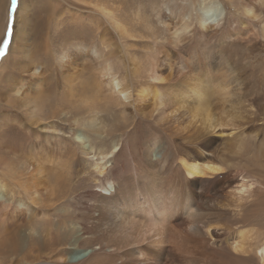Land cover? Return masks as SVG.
Wrapping results in <instances>:
<instances>
[{
	"label": "rangeland",
	"instance_id": "obj_1",
	"mask_svg": "<svg viewBox=\"0 0 264 264\" xmlns=\"http://www.w3.org/2000/svg\"><path fill=\"white\" fill-rule=\"evenodd\" d=\"M210 1L220 7L214 26L199 20V7ZM26 9L29 34L23 31L13 42L20 31L17 16ZM245 9L264 20V0H0V133L20 127L32 145L23 144L22 134L0 135V168L17 173H4L0 185L12 187L17 180L22 190L15 202L34 216L22 234L33 239H25L26 261L19 264H120L95 228V204L102 193L113 192L116 180L147 169L151 146V161L161 158L172 169L180 165V149L192 159L212 160L224 177H250L248 191L236 192L229 205L221 201L226 217L246 212L251 218L243 229L258 237L249 256L261 264L254 248L264 244V38L262 24L256 26ZM182 20L188 28L174 38ZM33 72H42V79ZM193 78L203 88L201 106L221 127L191 145L186 142L200 129L199 118L181 109L165 115L158 110L162 92L180 85L185 93ZM123 87L127 92L118 94ZM92 119L93 127H85ZM79 134L86 138L84 148ZM66 148L73 157L63 155ZM99 166L105 168L101 175ZM144 216L152 232L165 228L163 220L151 223L150 212ZM90 250L83 261H61Z\"/></svg>",
	"mask_w": 264,
	"mask_h": 264
},
{
	"label": "bare ground",
	"instance_id": "obj_2",
	"mask_svg": "<svg viewBox=\"0 0 264 264\" xmlns=\"http://www.w3.org/2000/svg\"><path fill=\"white\" fill-rule=\"evenodd\" d=\"M216 4L217 3L210 1L199 7L198 13L201 14L199 18L201 22L205 24L209 23V25L212 24L213 26L216 25L215 20L218 17L220 8H218ZM30 13L31 11L26 9L23 16L19 17L18 14L16 24L19 26L18 29L20 31L17 35L14 32L12 38L13 42L21 32H26V35L29 34L28 31H25V27L29 22ZM244 14L249 16L250 19H254L256 26L262 24L261 34L262 38H264V20L257 19V13L255 14L252 9H245ZM43 20L46 19L43 18ZM177 25V29L173 32L174 38L178 36V32L185 31L188 28L183 20L177 23ZM101 43H104L103 39H101ZM41 49L45 52V44H43ZM48 50L49 49H47V51ZM19 51H21V48ZM21 53L22 55H26L27 49H23ZM41 56H43V54H40L39 57L41 58ZM29 63L32 64L31 62ZM41 73L42 72L36 75V73L33 72L30 73V76L32 75L35 80L39 81L42 79ZM105 74L106 72H103L102 76H105ZM37 81L34 82L33 85L37 84L38 86ZM111 82L107 83V85H109L108 87H110V89H113L114 84L112 85ZM91 84H93V82ZM91 84H87L89 85L88 88L91 87ZM95 87L97 88L94 83L92 89H95ZM127 90V87H123L121 91L117 92L118 94H123L127 92ZM184 90L185 88L180 85L169 86L162 92L165 97V102L163 101V106L158 112L159 115H165L169 110L170 113H172L177 109H181L189 111L193 119L198 117L200 120V129L197 130L198 132L195 137L192 136V138L186 142L192 145L194 141L197 140L198 136V139H200L205 133L209 134L208 131L214 133L213 131L216 128L221 127V123L213 120L206 112V109L201 106L204 102L203 88L197 86V80H195V78L188 81L185 93H183ZM120 97L121 96H119V98ZM157 97L158 94L156 92L154 99H157ZM53 114L54 112L51 113V115ZM200 115H202V117H200ZM30 125H35V122H30ZM85 125V127L92 128L94 120H90V122H87ZM19 128L16 126L9 127L2 131L0 135L6 136L13 133L16 139L22 134L25 139L23 144H29L27 141L29 139L28 135L22 133ZM76 139L80 141L81 147L84 148V141L86 138L79 134ZM152 149L153 147L151 146L146 150L145 158L148 160L146 161L145 168L147 169H142L139 173H132V175H128L127 173V175L116 180L113 192L102 193L97 198L95 204V228L103 234L107 243L116 250L119 255L118 259H120V264H253V258L250 257L249 254L254 247L252 241H255L258 237L255 236L254 239V237L249 236V233L243 229L251 224V218L244 214L246 212L242 214L241 210L239 213L242 215L239 217H235L233 214H228L229 216L226 217L227 212L223 209L225 203L227 205L230 204L227 199H232L236 192L248 191L247 189L250 188L252 182H246V179L250 177H242V180L246 178L244 181H237L232 178V175H230L231 178L224 177L222 176L223 173H221L224 169L212 160L207 158L192 159V157L180 152V149L177 150V154L180 155V165L172 169L169 168L168 164L164 161H161V158L156 162H152ZM63 155L73 157L74 153L66 148L63 151ZM99 168L100 169L96 172L101 175L105 168L100 166ZM0 171L3 173V175L0 176V183L4 182L6 178L5 174L8 173L12 176L17 174L13 172L12 168L8 167L0 168ZM226 175H228V173ZM210 176H214L213 178L211 177L212 180L206 178ZM14 178H16V176ZM207 184L212 185L209 189L211 194L205 192ZM13 186L11 187L8 185V187H5L4 185H0V188L5 187V190H3L5 194H1L0 196V227L3 228L0 231V235L3 233V237H0V264H19V262H25L26 259L23 254L27 248L26 240L29 242L33 239L32 237L25 238L22 234L33 225L32 221L34 216L31 213L32 211L29 214L27 213L29 208H26L25 204L15 202L16 197L20 194L19 191L22 189L20 190L19 185H17V180ZM259 188L260 187H258V189ZM8 194H10L9 199L5 198ZM222 199L225 203H222ZM249 204L256 205L253 203ZM146 212L151 213L152 224L156 225L159 221L163 220L165 228L156 232H152V230L148 229L144 216ZM38 221L34 220L33 223L35 224ZM223 222H225V224H223ZM29 234L33 235L31 232H29ZM226 234H228L227 236L234 235L231 241L225 237ZM31 242L36 241L32 240ZM254 249L259 252L261 257L260 262L264 264V244ZM89 254H92V250L77 251L76 253L74 252L66 256L64 260L59 259L68 263L73 260L83 261ZM21 255H23L22 259L19 258ZM93 260L95 261V259Z\"/></svg>",
	"mask_w": 264,
	"mask_h": 264
}]
</instances>
